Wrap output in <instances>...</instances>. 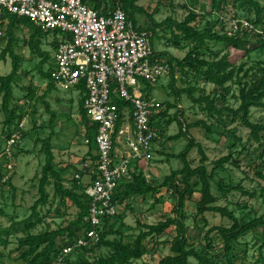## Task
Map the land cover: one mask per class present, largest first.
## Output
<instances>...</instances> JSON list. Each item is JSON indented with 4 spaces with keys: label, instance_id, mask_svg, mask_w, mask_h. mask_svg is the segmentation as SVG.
<instances>
[{
    "label": "trees",
    "instance_id": "trees-1",
    "mask_svg": "<svg viewBox=\"0 0 264 264\" xmlns=\"http://www.w3.org/2000/svg\"><path fill=\"white\" fill-rule=\"evenodd\" d=\"M90 6L102 10L105 5V10L108 7H115L120 5L128 14L129 19L136 25L139 30H149L153 32V40L158 37V27L167 25L171 28L174 44L178 47H183V42L190 45V49L187 55L180 59L168 51H159L160 56H165L172 66L171 82L172 92L176 95L175 103L167 102L165 110L161 114L166 115L168 109L176 106L182 99V94L187 93L189 98L202 107L208 113L209 117H215L219 120L222 126L227 127L225 116H230L232 122L241 120L242 125L250 129V139L258 143H262L264 139V122H254L250 118L252 107H264V64L259 68V74H255L249 78V71L247 70L245 75H240V70L243 69L235 66L230 55L224 53L223 55L214 56L213 58H207L204 49L208 48L209 41L223 44L226 49L235 48L245 50L247 52V45L254 40L259 39L261 43H264V37H261L257 32L249 27L242 25L241 23L234 24L230 31H227L225 25L229 19L244 18L252 22L256 26L264 25V4L261 0H207L210 1L211 9L207 10L206 6L202 3V0H178L181 2V6L187 10L188 14L183 20H178L174 17H168L162 22L155 20L154 15L149 13L145 7L140 4L141 0H84ZM171 3L174 4V0H159V3ZM200 8L204 13L197 12L195 9ZM240 11L243 12L240 13ZM147 14V16L154 23L152 28H144L138 24V15ZM213 15L215 20L207 22V26L202 28V23ZM221 24V30H218L216 26ZM25 26L30 30V36L27 40L28 47L41 58L38 64V70L42 76L48 80L46 91L43 95L39 96L36 90L29 88L27 98L31 101H38L45 105L46 110L50 113V127L53 129L51 134L42 140V151L45 154V164L39 175L38 193L39 198L33 205V211L29 218L25 220V234L19 238L18 249L20 256L24 260L25 264H53L57 254L62 246L73 244L75 240L86 230L92 227L91 223L85 220V217L89 214L91 199L85 192L84 182L88 174H83L81 179L73 178V186L67 187L65 185L64 174L57 168L56 156L53 147V136L55 134V120L58 117V113L52 109L51 103L48 100L50 95L58 86L54 79V51L45 50L44 43L46 38H49L51 34L59 35L60 32L56 30L45 31L42 27L35 24L28 17H19L16 14H9L4 12L0 22V30L5 33L1 37H7V44L0 53V61H5L7 56L12 58V70L9 74H0V92L3 93L2 109L5 112L4 125L6 127V138L0 141V152L5 153L8 139L19 128L21 121L27 115V112L23 108L18 106H12V101L15 99V85L17 82V75L21 69L22 57L16 52L15 45L17 42V30L21 26ZM264 27V26H263ZM55 50L59 44L57 39L50 42ZM204 51V52H203ZM52 62L49 69L45 70L44 65L48 62ZM182 71L184 75H189L190 72L194 73V78L201 77L206 83H211L215 86L214 94L206 92L205 88L201 89V94L196 96V92L199 88L189 83L185 88H179L176 85L177 75L176 71ZM234 81L239 86V98L240 105L238 108H232L228 105H224L221 108L218 107V101L227 102L228 95L231 90V85L228 83ZM219 97L218 98V93ZM82 97L80 100V113L82 115L85 125H87L88 133L91 135L92 129L95 125L90 124V120L87 119L86 110L84 108L85 100V88L81 92ZM123 102H120L122 106ZM36 110L33 111V115ZM182 112L178 111L173 117L167 120V125L172 124L174 121H178L180 124V132L175 135L174 139H180L186 136L189 139L185 150L179 154H172L173 157L179 158L184 163L182 169L174 170L170 175L159 184H155L148 180L144 173L137 167L133 171V179L129 182H123L114 193V201L119 203L131 202L137 196H143L146 198L148 195L159 193L161 189L167 188V191H171L174 187V197L176 199V206L173 209L174 216L166 217L154 224H148L138 221V225L141 229L140 233L133 241L127 242L125 236L118 226L125 227L124 215H116L115 217L106 216L103 218L102 226L100 228L101 240L96 247L92 248H79L68 258L67 264H135V262L141 259L147 252L148 246L146 240L148 237H161L167 230L174 228L175 235L171 241V254L163 257L157 264H192L191 258H195L198 264H244L243 257L236 252V243L240 237L253 231L255 228H263V245H264V216L255 217L248 222H242L236 214L228 207L219 206L216 204L218 198L213 193V178L218 169H224L225 164L232 162L233 165L239 166L240 162L234 161L233 155L230 154L223 156L219 160L215 161V166L209 171L207 167V161L209 159L203 145L198 142L190 133V129L193 127L202 126L208 133H213V123H209L207 120H198L195 123L186 124L182 118ZM16 125V129H11ZM218 124V123H217ZM21 130L22 139L26 133ZM235 136V131L232 132ZM241 140V138H236ZM3 142H6L5 145ZM94 143V142H93ZM231 146H236V142H233ZM198 147V150L202 156L201 165L193 167L189 160L190 152ZM14 155V154H13ZM262 157V154H261ZM97 156L94 155L91 160L90 168L92 169L95 164ZM9 158L5 154L3 160L0 159V168L8 170ZM82 162V161H81ZM80 163V162H79ZM77 171H80L79 169ZM91 171V170H90ZM256 174L259 177L264 178V171L261 167L256 170ZM5 171L0 176V185L6 184L12 187L13 192L16 191V187L12 183L13 176L6 177ZM195 177H198V182H194ZM182 185H177V183ZM180 183V184H181ZM201 184L200 192L201 198L197 204V216L195 217V223L199 227L200 231H205L209 225L205 218V213L215 212L220 213L223 216H227L233 222L231 226L217 225L207 230L204 239L208 241L206 246L198 247L190 241L188 235L189 226L186 223L188 218L186 214V204L191 196L198 190L195 185ZM54 187V195L60 196L62 201L69 199L77 206L78 214L77 218L73 220L68 226L61 227L55 230H45L43 232H33L39 222L42 221L40 215V207L50 204V192L48 188ZM220 190L227 196L232 191H242L249 193L241 184L227 185L224 181L219 182ZM131 203L127 204L129 207ZM0 215L6 216V211L0 204ZM199 217H202L201 220ZM115 218V220H114ZM212 232H217L221 235L224 247L223 253H217L214 250L215 242L212 239ZM12 233V229L3 227L0 223V242L4 245L9 243V236ZM111 235H115L114 238H110ZM102 247L108 248V253L105 255H99L96 258H91L93 252ZM3 254L0 252V262ZM150 264V263H143Z\"/></svg>",
    "mask_w": 264,
    "mask_h": 264
},
{
    "label": "rangeland",
    "instance_id": "rangeland-1",
    "mask_svg": "<svg viewBox=\"0 0 264 264\" xmlns=\"http://www.w3.org/2000/svg\"><path fill=\"white\" fill-rule=\"evenodd\" d=\"M261 1L264 4V0ZM202 3L206 6L207 10L211 9L210 1L202 0ZM140 4L149 13L153 14L155 20L158 22H162L168 17L183 20L188 14L187 10L181 6V2L178 0H174L173 5L169 2L161 4L159 0H141ZM240 13L243 14L242 11ZM137 17L140 26L144 28L155 26L147 14H139ZM210 20H215L212 14L202 23L201 27L205 28L207 22H210ZM229 20L225 25L227 31H230L234 25L233 19ZM263 26L260 28L264 29ZM216 28L221 30V24H218ZM157 32L158 37L154 39V46L157 51H168L180 59L187 55L190 45L183 42V47L176 46L169 26L158 27ZM30 34V30L23 25L17 30L15 50L22 57V63L20 72L17 75L18 84L15 85V99L12 101V106H18L27 112V115L21 121H24L23 130L26 135L14 147V159L11 161L13 167L7 171L0 168V176L3 171L7 175L3 179V182H5L8 176H13L12 183L16 187V191L13 192L10 185H0V204L6 211V216L0 215V223L3 227L12 229L9 243L4 245L0 242V252L3 254L0 264H25L24 260L19 258L21 253L18 249V242L19 238L25 234V220L31 216L33 205L39 198V175L45 164L42 140L48 137L53 130L49 124L51 115L46 110L45 105L27 98L29 88L36 90L37 94L41 96L46 91L48 85V80L42 76L37 67L41 58L33 54L28 47L27 40ZM55 39L59 41L61 38L57 34H51L49 38H46L43 48L53 52V45L50 42ZM6 44L7 37H4V39L0 38V53ZM204 51L206 57L210 59L224 53L229 54L235 66L238 68L243 66V69L240 70V75L244 76L246 71L250 70L249 78L255 74H259V68L264 64V43H261L259 39L247 45V52L235 48L226 49L223 44L213 41H209L208 48L204 49ZM52 62L46 63L44 69L48 70ZM11 70L12 58L8 55L5 61H0V74H9ZM176 75V85L179 88H185L191 83L199 88L196 96H199L201 89L204 88L206 92L214 94L215 86L211 83H206L201 77L194 78L193 72H190L189 75H184L182 71L178 70L176 71ZM170 82L171 76H163L154 87V90L150 91L164 104L169 101L172 103L177 102ZM228 84L231 85V90L226 104L221 102L220 99L217 105L220 108L224 105L238 108L240 105L239 86L234 81H230ZM219 94L220 92L218 93V98H220ZM81 97L82 94L77 90H64L59 87L48 95L52 109L58 113L52 141L57 168L63 172L67 187L73 186V178L75 173L78 172L77 170H83V165L79 162H91L96 152L91 135H89L90 142L86 140L88 138L83 136L86 128L80 113L79 105ZM2 102L3 93L0 92V141L5 140L7 131L4 125L6 116L2 109ZM165 108L167 107L165 106ZM34 110H36V113L33 115ZM166 111H168L167 114L161 116L160 120L157 121V123H161L159 129L161 130L162 138L155 142L153 146L151 163L148 166L140 167L141 172L145 174L146 178L155 184H159L174 170L183 168L184 163L182 160L173 157L172 154H179L185 150L189 139L186 136L177 140L173 138L181 130L178 121L167 125V120L178 111H181L182 118L186 124L195 123L198 120H207L209 123H213V133H208L202 126L190 129L191 135L198 142H201L209 157L206 163L209 171L214 168L215 161L230 154V152L233 155L234 161L238 160L240 162L239 166L228 162L225 164L224 169L216 171L212 180L213 193L218 198L216 204L228 207L243 223L255 217L264 216V178L256 174V170L259 167L264 171V139L261 144L251 140L250 129L243 126L241 120L232 122L230 116H225L224 119L228 124L227 127L222 126L219 120L215 117H209L208 113L200 105L195 104L187 93L182 94V99L176 106ZM250 118L254 122H264V107H252ZM16 125L12 126L11 129H14ZM233 131H235V136L234 133L232 134ZM236 138H241V140H237ZM233 142H236V146H231ZM3 143L5 145L6 142ZM4 156L5 153L3 151L0 152V159L3 160ZM188 158L193 167L201 165L202 156L198 147H195L190 152ZM84 178L86 179L85 176H83ZM221 180L227 185L241 184L249 193L238 190L232 191L226 196L219 188ZM194 182H198V177H195ZM176 183L177 185H182L181 182V184ZM200 187L201 184L197 183L195 185L198 191L191 196V199L186 204V214L188 216L186 223L189 226L188 235L190 241L198 247L208 244V241L204 239L207 230L217 225L231 226L233 223L227 216L208 211L205 213V218L209 225L205 231H200L195 223L197 204L201 198ZM48 190L51 195L50 204L40 207L42 221L34 229L33 232L35 233L66 227L77 218L78 208L72 201L69 199L62 201L60 196H55L53 186H50ZM172 191H174V187L171 191L163 188L159 193L148 195L146 198L137 196L131 202L129 200L124 204L120 203L117 215L125 216L124 222L126 226H118V228H121L127 242L133 241L140 233L141 229L138 221L154 224L166 217L174 216L173 209L176 206V199ZM129 203H131V207L127 205ZM201 218L199 217L200 220ZM262 233V227L255 228L253 231L241 236L236 243V252L243 257L242 261L244 264H264ZM174 235L175 230L171 228L161 237H148L146 240L148 252L141 259L137 260L135 264L146 262L157 264L163 257L171 254V241ZM114 236L111 235L110 238H114ZM212 239L216 247L214 251L223 253L224 242L221 235L217 232H212ZM107 253L108 248L102 247L93 252L91 258H96L99 255ZM191 263L198 264V261L195 258H191Z\"/></svg>",
    "mask_w": 264,
    "mask_h": 264
},
{
    "label": "built area",
    "instance_id": "built-area-1",
    "mask_svg": "<svg viewBox=\"0 0 264 264\" xmlns=\"http://www.w3.org/2000/svg\"><path fill=\"white\" fill-rule=\"evenodd\" d=\"M104 8L96 9L84 0H0V22L8 12L30 18L45 31L60 32L53 54L56 85L80 93L85 88L84 108L95 125L91 132L95 166L91 169L90 161L80 162L83 170L74 175L89 176L83 184L91 199L85 220L92 227L73 244L62 246L53 264H67L77 249L99 244L103 218L118 214L115 191L133 179L136 167L140 170L151 163L153 146L162 138L157 121L166 105L150 91L161 77L171 76L172 66L155 49L152 31L139 30L120 5ZM238 23L264 37L261 25L244 18L233 20ZM4 33L0 30V38ZM23 126L24 121L7 141L8 168L13 167V150ZM85 126L83 136L90 142Z\"/></svg>",
    "mask_w": 264,
    "mask_h": 264
},
{
    "label": "crops",
    "instance_id": "crops-1",
    "mask_svg": "<svg viewBox=\"0 0 264 264\" xmlns=\"http://www.w3.org/2000/svg\"><path fill=\"white\" fill-rule=\"evenodd\" d=\"M85 127H86V126H85ZM88 180H89V176H87V177H86V179H85V182H84V183L88 182Z\"/></svg>",
    "mask_w": 264,
    "mask_h": 264
}]
</instances>
